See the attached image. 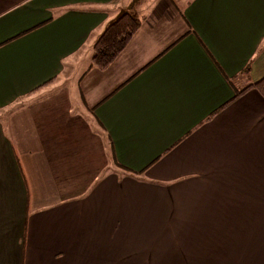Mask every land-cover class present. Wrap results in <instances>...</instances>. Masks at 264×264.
Here are the masks:
<instances>
[{"label": "crops", "instance_id": "1", "mask_svg": "<svg viewBox=\"0 0 264 264\" xmlns=\"http://www.w3.org/2000/svg\"><path fill=\"white\" fill-rule=\"evenodd\" d=\"M131 1L0 0V264H264V0L136 4L91 66Z\"/></svg>", "mask_w": 264, "mask_h": 264}, {"label": "trees", "instance_id": "2", "mask_svg": "<svg viewBox=\"0 0 264 264\" xmlns=\"http://www.w3.org/2000/svg\"><path fill=\"white\" fill-rule=\"evenodd\" d=\"M134 7L131 5L105 26L93 45L91 66L105 69L126 46L141 24ZM248 87L255 88L264 97V77Z\"/></svg>", "mask_w": 264, "mask_h": 264}, {"label": "rangeland", "instance_id": "3", "mask_svg": "<svg viewBox=\"0 0 264 264\" xmlns=\"http://www.w3.org/2000/svg\"><path fill=\"white\" fill-rule=\"evenodd\" d=\"M171 0H132L130 5H136L138 4V11L140 14H143V9L151 7L152 5H157V4H166ZM184 0H179V2L177 3V6H180L182 4ZM137 6V5H136ZM135 6V7H136ZM135 9V8H134Z\"/></svg>", "mask_w": 264, "mask_h": 264}]
</instances>
